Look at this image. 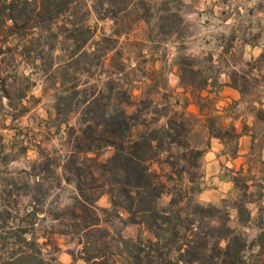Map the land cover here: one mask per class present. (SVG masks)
Instances as JSON below:
<instances>
[{
	"label": "rangeland",
	"instance_id": "rangeland-1",
	"mask_svg": "<svg viewBox=\"0 0 264 264\" xmlns=\"http://www.w3.org/2000/svg\"><path fill=\"white\" fill-rule=\"evenodd\" d=\"M84 1L82 10L94 3ZM168 8L176 17L164 27L157 25L158 15L154 14L149 21H134L126 32L117 36L112 21L89 7L90 13L84 18L93 34L86 48L93 50L96 40L103 35L116 40L105 45L100 62L93 59L84 67L86 72L79 70L77 74L78 88L92 84L102 88L104 81L112 79L127 91L129 100L121 106L134 117L133 135L159 128L168 118L186 122L178 138L187 141V145L166 143L159 162L149 163L166 183V190L157 200L158 207L165 206L180 189L196 200L201 188L202 161L195 154V150H201L197 145L204 142L199 126L203 119L210 124L214 120L213 98L203 93L207 87L200 89L203 78L211 82L210 77L225 72L230 81V73L235 71L243 92L238 90L247 100L259 101L264 93V67L258 71L253 64L264 48V0H169ZM70 20L74 21V15L65 14L57 19L61 32L69 28ZM62 34L51 42L56 65L64 63L69 55L66 46L70 44L62 42ZM20 45H12V50L0 53V58L7 55L3 74L19 77L22 86L26 84L23 76L34 82L22 100L27 109L18 116L12 117L6 98H0V258L15 250H40L50 264H88L78 258L81 247L72 225L74 183L64 180L60 167L72 148L67 127L77 126L78 114L74 110L67 113L63 105L61 113H56V97L74 85V73L68 71L66 77L54 78L34 71L31 60L39 63L44 60L39 56L46 54L32 51V58L25 57ZM182 60L190 65L181 66L196 73L182 72L179 64ZM176 82L185 90L177 89ZM185 91L200 105L205 116L185 115L178 102L183 100ZM112 153L113 148L106 147L88 155L106 161ZM46 160L50 162L49 168L41 165ZM243 184L240 179L237 199L240 203L252 198ZM227 203H232V199ZM96 205L110 208L109 196L101 194ZM220 208L228 212L225 205ZM120 211L122 219L113 213L102 215L101 223L111 229L110 234L120 230L126 239L153 238L144 224L128 221L127 213ZM228 224L246 240L243 264H264V213L255 224L260 230L229 220Z\"/></svg>",
	"mask_w": 264,
	"mask_h": 264
},
{
	"label": "trees",
	"instance_id": "trees-1",
	"mask_svg": "<svg viewBox=\"0 0 264 264\" xmlns=\"http://www.w3.org/2000/svg\"><path fill=\"white\" fill-rule=\"evenodd\" d=\"M93 2L89 7L100 17L112 21L113 33L117 36L138 19L149 21L155 14L158 15L157 25L164 27L176 17L169 12V0ZM85 3L84 0H0V53H7L12 45L21 43L25 57L32 58V51L46 54L39 56L44 58L39 63L31 60L34 71L54 78L66 77L68 71L74 73V85L56 97V113H61L63 105L67 113L74 110L78 114L77 126L67 127V139L72 148L60 164L64 180L73 182L75 187L71 213L81 247L78 258L88 264L245 263L243 253L247 243L228 224V212L213 204H201L181 189L165 206L157 205L166 183L149 163L159 162L160 151L166 143L168 146L187 145V141L178 138L186 122L168 118L159 128L133 135L134 117L121 106L123 101L129 100L126 90L119 88L112 79L104 81L102 88L95 84L78 88V71L86 72L84 67L93 59L100 62L105 55V45L116 40L103 35L96 40L93 50L86 48L93 30L84 18L90 13L88 6L82 10ZM65 14L74 15V21L70 20L69 28L61 32L56 21ZM60 33H64L62 42L70 44L66 46L69 55L64 63L56 65L51 42L56 41ZM3 46H6L4 50ZM6 61L7 55L0 58V98H6L10 115L15 117L26 111L22 100L34 82L23 76L26 84L22 86L19 77L3 74ZM179 64L182 72L196 73L192 68L181 66L190 65L189 62L182 60ZM253 64L258 71L264 67V48ZM207 80L203 78L200 89L208 86ZM238 80L239 76L232 71L230 85L242 90ZM211 84L215 85V80H211ZM199 97L202 98V94L199 93ZM259 101H264V93L260 94ZM106 147L113 148L106 161L88 155ZM195 154L200 157L202 151L195 150ZM41 165L49 168L50 162L46 160ZM103 193L109 196L110 208L96 205ZM120 209L127 213L128 221L144 224L153 238L126 239L120 230L110 234L111 229L101 223L102 215L113 213L122 219ZM0 264H50V261L44 259L40 250H15L0 258Z\"/></svg>",
	"mask_w": 264,
	"mask_h": 264
},
{
	"label": "crops",
	"instance_id": "crops-1",
	"mask_svg": "<svg viewBox=\"0 0 264 264\" xmlns=\"http://www.w3.org/2000/svg\"><path fill=\"white\" fill-rule=\"evenodd\" d=\"M213 78L218 86L209 82L207 90H203L213 98L214 120L210 124L203 119L199 126L204 135V142L197 145L202 151L203 181L196 201L217 207L225 205L230 223L256 227L264 213V101L247 100L230 85L225 72L209 80ZM176 83L177 89L185 90ZM184 95L178 102L185 115L190 118L205 116L187 91ZM240 179L245 192L252 196L242 203L237 200ZM229 199H232L230 204L227 203Z\"/></svg>",
	"mask_w": 264,
	"mask_h": 264
}]
</instances>
